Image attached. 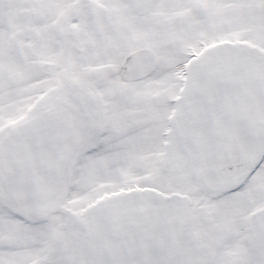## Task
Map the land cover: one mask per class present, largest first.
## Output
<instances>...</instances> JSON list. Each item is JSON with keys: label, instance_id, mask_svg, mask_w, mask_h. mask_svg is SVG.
I'll use <instances>...</instances> for the list:
<instances>
[{"label": "snow or ice", "instance_id": "obj_1", "mask_svg": "<svg viewBox=\"0 0 264 264\" xmlns=\"http://www.w3.org/2000/svg\"><path fill=\"white\" fill-rule=\"evenodd\" d=\"M0 264H264V0H0Z\"/></svg>", "mask_w": 264, "mask_h": 264}]
</instances>
